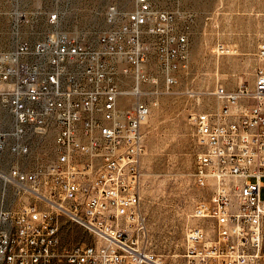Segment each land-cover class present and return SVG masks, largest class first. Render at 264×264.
Wrapping results in <instances>:
<instances>
[{
  "label": "built area",
  "instance_id": "2783aa9c",
  "mask_svg": "<svg viewBox=\"0 0 264 264\" xmlns=\"http://www.w3.org/2000/svg\"><path fill=\"white\" fill-rule=\"evenodd\" d=\"M179 17L136 0L128 13L109 8L113 28L96 45L57 32L0 50V103L11 122L8 129L0 120V151L27 154L30 135L55 129L56 154L34 170L0 175L33 198L0 213V264H163L147 247L142 208V127L158 103L146 98L160 94L144 89L157 83L144 65L154 50L166 93H174L190 68ZM255 56L252 87L219 85L218 108L190 114L201 148L192 177L208 192L192 216L210 222L214 237L203 226L187 229V264H264V44ZM129 79L134 87L124 90ZM64 219L94 241L64 245Z\"/></svg>",
  "mask_w": 264,
  "mask_h": 264
},
{
  "label": "rangeland",
  "instance_id": "374dc122",
  "mask_svg": "<svg viewBox=\"0 0 264 264\" xmlns=\"http://www.w3.org/2000/svg\"><path fill=\"white\" fill-rule=\"evenodd\" d=\"M156 9L180 14L177 29L187 33L190 68L181 73L174 93L165 89V78L154 50L144 68L157 83L144 85L159 91L147 101H157L143 125L146 153L142 160V208L147 221V247L163 264H187L185 235L191 227L203 226L214 237L211 223L194 218L207 190L195 185L192 174L201 148L190 122L192 112H213L219 104L212 94L219 85L235 90L253 86L256 52L264 44V0H149ZM136 0H0V50L18 42L34 44L57 32L96 45L98 38L113 28L107 19L110 7L128 13ZM57 16L55 22L51 18ZM116 25V24H115ZM152 43L153 38L145 37ZM221 46H224L222 50ZM134 82L122 84L131 90ZM121 105L128 106L124 98ZM0 120L10 128V114L0 103ZM30 151L18 155L0 151V175L13 167L31 171L55 159V129L44 136H29ZM33 202L14 184L0 177V213L16 212ZM61 239L74 246L94 239L84 229L62 221Z\"/></svg>",
  "mask_w": 264,
  "mask_h": 264
},
{
  "label": "bare ground",
  "instance_id": "6f19581e",
  "mask_svg": "<svg viewBox=\"0 0 264 264\" xmlns=\"http://www.w3.org/2000/svg\"><path fill=\"white\" fill-rule=\"evenodd\" d=\"M155 105H158V103H156Z\"/></svg>",
  "mask_w": 264,
  "mask_h": 264
}]
</instances>
